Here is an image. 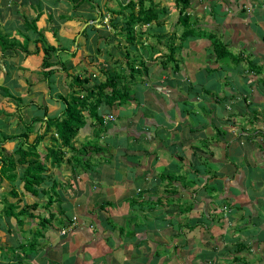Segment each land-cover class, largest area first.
I'll return each instance as SVG.
<instances>
[{"label": "crops", "instance_id": "crops-1", "mask_svg": "<svg viewBox=\"0 0 264 264\" xmlns=\"http://www.w3.org/2000/svg\"><path fill=\"white\" fill-rule=\"evenodd\" d=\"M153 2L166 12L134 27L127 44L114 11L84 9L96 16L82 20L62 12L63 0H0V31L13 41L0 48V139L62 110L63 66L87 85L106 70L125 94L96 109L100 121L83 112L73 147L57 164L43 161L34 194L22 189L23 165L14 179L0 173V264H264V0H187L184 36L174 0ZM23 18H35L42 45ZM212 41L230 56L216 57ZM46 44L56 48L49 88L40 83ZM128 51L139 58L131 76ZM15 69L27 79L13 83ZM105 114L113 120L102 123ZM46 133L39 159L57 148L53 127ZM20 142L0 140V167ZM32 202L5 216L7 204Z\"/></svg>", "mask_w": 264, "mask_h": 264}, {"label": "trees", "instance_id": "trees-1", "mask_svg": "<svg viewBox=\"0 0 264 264\" xmlns=\"http://www.w3.org/2000/svg\"><path fill=\"white\" fill-rule=\"evenodd\" d=\"M71 1L73 2L72 7L75 8L79 3L85 0ZM173 3L174 6L178 7V20L181 21L183 25L181 35L184 36L187 33L188 16L185 11L187 7V0H174ZM119 7L124 9L127 7L129 8V10L123 14L124 23L123 27L120 29L121 35L127 44L132 43L134 41L135 34H138L134 30V25L141 26L148 24L149 22L157 19L158 14L166 12L164 7L159 6L157 3L153 2V0H127L124 3H119ZM23 23L25 28H29L36 32L38 38L35 42L42 45V33L34 24L35 18H32L31 20L23 18ZM84 31L85 29L82 30V32ZM7 38V35L0 31V48H4L7 45L12 46L13 41L7 40ZM212 46L215 50L216 57L230 56L222 43L212 41ZM58 49L60 51H64L61 47ZM41 50L43 52V56L40 65L41 67L46 68L50 65V63H52L51 61L48 62V51L56 50V48L46 44L41 46ZM65 51L67 52V50ZM220 51H222V53H220ZM70 54L74 55V51ZM127 54L128 52H126V57ZM231 58L235 61L238 60L235 56H232ZM61 64H63V61H61ZM127 68L128 74L131 76V73H133V65H128ZM60 71L62 83L67 89L65 95H57L63 104L62 110L55 116H47L45 114L46 111L44 110L42 116L45 115V118H42V116H34L27 121H23L25 130L21 134L2 137L0 139L3 142L15 138L21 141L17 144V146H15L10 154H7L6 150L4 152L2 149L3 151L1 153H3V156L1 157L2 164L0 167V173L7 177V179H14L16 174L13 168L15 165H23L20 176L23 181L22 189L24 191H29L32 194L35 193V187L42 181V176L40 175L44 170V164L42 162L49 159L52 164H57L61 160L63 154L62 149L65 147H73V137L85 124L83 112L86 110L89 115H92L95 118L96 122L100 121L96 112V109L99 106L103 105L111 107L114 104L115 99H119L118 101H121L125 97V94L122 92L124 89L123 85H118V82H116V76L109 74L106 70H102V74L104 75L103 80L97 83H90L89 85H87L89 82V77L87 76L69 72L65 66H63ZM84 71H87L86 66H84ZM42 72L47 88H49L48 77L53 73V69L43 70ZM36 123L38 124L37 130L40 128L43 130L40 133L36 131L32 140L28 142V130H30L31 126ZM49 127H53L54 129L55 137L51 138L57 141V148L45 146L43 150L44 154H42L43 156L39 159V154L36 152V146L41 141L44 133L49 131ZM13 154H16V157H14ZM28 156H34L35 160L31 161L26 159ZM36 158H38V160ZM9 194L16 196V192L13 190H10ZM49 202L50 201L47 200L44 205L48 207ZM26 205L27 204L22 205L21 207L19 206L18 210L15 211V204H7L5 206V216L18 217L24 214L26 210L27 213H29L30 210H28V208H36L37 203L32 202L29 205ZM52 219L53 214L49 213L44 220L49 222V220ZM71 223H73V219L68 220L67 224H63L62 227L67 226L68 224L70 225ZM64 229L66 230V228Z\"/></svg>", "mask_w": 264, "mask_h": 264}, {"label": "rangeland", "instance_id": "rangeland-1", "mask_svg": "<svg viewBox=\"0 0 264 264\" xmlns=\"http://www.w3.org/2000/svg\"><path fill=\"white\" fill-rule=\"evenodd\" d=\"M63 2H64V6H63V8H62V12H64V13H66V14H70L69 16H77V14L78 15H81V19L82 20H85V19H87L88 17V15H89V18L91 17V18H94L95 16H96V14L95 13H93V15L94 16H92V15H90V14H88L87 12H93L95 9H93V8H97L98 10H101V12L103 13L101 16H105V17H107L108 15V17H110L112 14H110V12L111 11H114L118 16H122L124 13H126L128 10H129V8L127 7V8H120L119 6H118V8L116 9V8H114V6H117V5H119V3L121 4V3H124L125 2V0H111V2L110 1H107V0H85V1H83V2H81V3H79L78 5H77V7H75V9H72L71 7L73 6V2L71 1V0H63ZM90 2V3H89ZM110 6H112L113 8H111L110 9ZM69 7H70V9H69ZM84 9H86V10H88L87 12L84 10ZM110 11V12H108V11ZM247 11L249 10V9H246ZM65 15V14H64ZM68 15H66V16H68ZM137 26H139V25H134V27H137ZM57 27V26H56ZM54 25H52V28H56ZM54 56L52 55L51 56V60H55V58H53ZM129 61H127V59H126V61H127V64H124L125 65V67H128V65H133V63H136V62H139V58L136 56V55H133V54H131V52L130 51H128V54H127V57H126ZM87 68V67H86ZM45 70V68H43V67H40V70ZM88 69V68H87ZM22 71V70H21ZM42 71H40V76L41 77H43V72L41 73ZM133 72L135 73L136 71L133 69ZM134 73H132V74H134ZM33 74H38L37 72L36 73H33ZM11 75H12V73H11ZM24 74H23V72H20V71H17L16 72V69L14 70V72H13V75L11 76V79H12V81H13V83H15L16 82V80H18V82H19V80L21 79V80H26L27 78L26 77H22ZM103 75V74H102ZM103 77H104V75H103ZM102 77V78H103ZM31 80H33L34 82H36V84H37V80L38 79H36V78H34V77H32L31 78ZM44 80V78H41V81H43ZM103 80V79H102ZM40 82V81H39ZM41 84L43 83L44 84V86L47 88V84L43 81V82H40ZM33 87V86H32ZM56 98L58 99V100H60L59 98H58V96L56 95ZM13 99H16V98H13ZM17 102L18 101H21V100H16ZM18 110L20 111V113L21 114H23V112H22V107L20 106V104H18ZM32 109V108H31ZM28 120V119H27ZM26 120V121H27ZM33 127H34V125H32L31 126V129H33ZM45 135H48L47 133L45 134ZM44 135V136H45ZM47 137H45V138H43L42 137V144H48V142H47V139H46ZM28 139V138H27ZM73 139H74V137H73ZM46 140V141H45ZM25 147V146H24ZM66 148V147H65ZM38 152H41L40 150L41 149H39V147L37 146V149H36ZM43 164H44V162H42ZM16 166L17 165H15V167L13 168V170H15L16 171ZM7 172H11V171H7ZM14 203V202H13ZM65 231V230H64ZM26 233H24V235H25Z\"/></svg>", "mask_w": 264, "mask_h": 264}, {"label": "built area", "instance_id": "built-area-1", "mask_svg": "<svg viewBox=\"0 0 264 264\" xmlns=\"http://www.w3.org/2000/svg\"><path fill=\"white\" fill-rule=\"evenodd\" d=\"M102 123H106V122H111L113 120V115L112 114H105L102 116ZM65 229H61L59 230L61 233L64 232Z\"/></svg>", "mask_w": 264, "mask_h": 264}]
</instances>
